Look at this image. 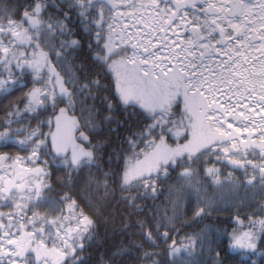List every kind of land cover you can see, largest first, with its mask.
<instances>
[{"label":"trees","instance_id":"obj_1","mask_svg":"<svg viewBox=\"0 0 264 264\" xmlns=\"http://www.w3.org/2000/svg\"><path fill=\"white\" fill-rule=\"evenodd\" d=\"M87 1L0 0V38L27 55L24 65H0L10 77L3 85L8 91L0 92V136L8 129L10 136L21 138L20 143L0 147V155L31 156L34 170L25 180L36 188L15 217L25 222L36 215L38 223L58 219L70 238L69 244L57 240L60 248L46 238L52 229L46 235L38 232L45 240L39 242L26 226L14 236L22 243L18 253L22 256L33 237L49 251L44 261L53 264H264V160L259 154L237 160L220 151L217 143L204 141V146L196 141L189 121L188 136L177 140L156 123L161 116L176 117L186 103L190 122L199 117L197 127L205 132L206 104L176 97L165 111L162 105L168 101L161 106L152 100L145 105L125 103L109 65L116 55L108 54L107 38L98 36V12L88 13ZM34 20L40 33L27 35V42L18 47V36ZM38 34L39 39L34 37ZM15 84L16 91L24 92L19 98L33 101L29 107L20 103L23 99L10 102L18 109L7 113L10 103L3 102ZM66 102L93 150L92 159L75 167L55 159L44 136L42 145L33 136L38 129L50 131L49 119ZM229 120L222 124L239 122ZM225 135L215 138L237 140L249 153L255 149L254 137L242 135V141L231 130ZM16 157L0 163V171L19 168ZM4 203L0 197V213L7 210ZM237 230L248 234L249 245L242 253L231 251ZM21 262L36 263L29 256ZM0 264L10 263L0 258Z\"/></svg>","mask_w":264,"mask_h":264},{"label":"rangeland","instance_id":"obj_2","mask_svg":"<svg viewBox=\"0 0 264 264\" xmlns=\"http://www.w3.org/2000/svg\"><path fill=\"white\" fill-rule=\"evenodd\" d=\"M88 1L91 4L86 5L85 10L93 14L98 12L96 31L98 32V36L103 35L107 38L108 43L105 42V46L108 54L112 56L116 55L109 60V65L114 77L117 78L120 90L124 93L122 94L120 92V95L125 103L145 105L148 103V100H152L155 105L161 106L165 101H168L162 105L166 109L165 111L169 110V104L173 102L171 98L176 99V97L184 98V100L188 98L191 101H196L198 105L206 104L208 105L204 110L206 112V121H203V126L206 128L205 132L204 130H199L197 127L201 123L199 117H195L194 121L190 122L192 118L186 115V103L183 104V108L181 106V111L176 117L167 119L165 116H161L157 118L156 123L166 126L165 128L171 137L177 140L180 137L188 136V131L186 132L185 130V124L189 121V125L195 126L193 132L197 142L203 144L206 141V145L217 143V148L229 156V158L241 160V158L259 154L260 158L264 160V144L259 142L264 141V105L261 106L254 100L256 93L260 92L264 95V69H261V78L256 79L254 82L253 80L246 79V90L236 91L229 79L228 82L231 83V87L224 90L223 85H221V68L217 65L221 59L215 58L210 54L211 52L209 50L212 47L210 41L203 44L194 43L191 42L189 37L181 36L185 23L176 19L172 20V14L175 11L165 10L164 1L166 0H103L107 3L105 7L98 4L101 0ZM212 17L211 15L199 17L201 23L198 25L203 35L208 38L213 35V30L211 29ZM99 22L100 24L98 25ZM33 25L30 23L29 26L31 29L27 26L21 32L17 42L15 37L10 36L12 40L18 43V47H21L22 44L27 42V35L32 37L34 34L40 33V24L34 25L35 27ZM229 27L235 33V25H230ZM162 31H165L164 34H162ZM227 31H230V29L228 28ZM10 33L15 34L12 31ZM39 35L34 37L39 39ZM0 40L2 39L0 38ZM14 44L10 40H2L0 43V65L11 67L13 63H17L18 65L20 63L22 65L25 64L27 55H24L21 49L18 50ZM223 49L235 48L228 45ZM1 57L4 59L2 60ZM240 67H243V65L240 64ZM247 68L245 66L246 77L248 73ZM0 71L2 70L0 69ZM1 73L0 92L3 89H5L3 92H6L8 89L3 88V85L4 83H9V73H4L3 71ZM138 73H142L145 78ZM227 78H229V75H227ZM17 83L19 82L16 81ZM16 84L15 86L12 85L11 97L4 100L3 105H7L10 102L16 103V100L23 99V97L19 98V93L24 95V92L16 91ZM251 85L254 86V90L248 91V87ZM64 86V84L60 83V89L62 91ZM190 90L192 93L189 94L188 91ZM62 91L60 95H62ZM224 92L226 93L224 94ZM200 96L206 98V102L203 100L198 102L197 100H199ZM216 96L227 98L229 99V103H231L229 105L221 104L220 109L226 107V110L229 112L236 108L237 112L235 116L243 117V121L239 124L230 122H226L225 124L223 122L226 128L232 131L233 137L241 139L242 141L244 140L242 135L256 138L252 142L255 149H252L250 153L249 148L243 145L240 147L237 140L230 142H228V139L222 138L219 141L216 140L215 135L218 134L221 137H225L227 133L224 127L220 128V123H222L220 119L213 112H210L211 105H213ZM195 97H197V100ZM32 101L31 98H25L20 103L26 104L29 107ZM11 103L9 108L7 106L5 107L7 113L18 109V104ZM68 104L69 102H66L63 106L67 107ZM143 108L145 109V107ZM50 124L49 119L48 125L50 126ZM210 126L215 129V134L214 132L212 134L213 129ZM4 131L8 133L4 136V140L0 138L1 147H5L9 141H20L21 138L10 136L8 129ZM49 132L38 129L33 135L35 139L38 138V142L42 145V137L47 138ZM206 133H209V135ZM30 137L31 135L28 136V140ZM185 142L186 140L183 143ZM247 144L249 145V143ZM203 145L205 146V144ZM41 147L43 148V146ZM167 154L171 155L172 153L169 154L167 152ZM15 157L2 154L0 155V163L7 164L12 162ZM3 176L4 174H0V197L4 199L5 203L3 207H7V210L0 213V258L10 264H20L22 256L12 245L16 243L14 236L17 230L24 231L26 226L29 228L28 232L32 235L35 233L34 235L37 237H39L37 235L38 232L46 235L47 229H52V232L46 235V238L52 243L55 242L52 236L56 240H59V238L67 240L60 231L63 226L58 219L50 218L51 222L41 221V223H38V217H35L36 215L29 217L25 222L15 217V213L21 203L31 200V198L23 192H17L14 184ZM244 234L247 233L242 230H237L233 243L235 244ZM38 241L44 242L45 240L39 237ZM245 243L247 247L249 245L248 237ZM50 250L54 251L52 248ZM20 256L21 259H19ZM35 264L49 263L39 261Z\"/></svg>","mask_w":264,"mask_h":264},{"label":"flooded vegetation","instance_id":"obj_3","mask_svg":"<svg viewBox=\"0 0 264 264\" xmlns=\"http://www.w3.org/2000/svg\"><path fill=\"white\" fill-rule=\"evenodd\" d=\"M164 5L165 10L172 9L175 11L172 14V20L176 19L185 23L182 36L189 37L194 43L203 44L210 41L212 45L209 50L210 54L221 59L217 65L221 68V85H223L224 90L231 87L232 83L236 91H244L247 89L246 79L254 82L261 78L260 72L261 69H264V0H166ZM209 11L213 12L211 15L213 16L211 21L213 35L206 38L198 24L201 23L199 17L208 16ZM33 23L37 25L35 20ZM230 25H235V33L229 27ZM228 28L230 31H227ZM164 32L162 31V34ZM193 36L199 39H195ZM228 45L235 49H223ZM240 64L243 67H240ZM245 66L248 67L247 77ZM228 79L231 83L228 82ZM252 85L248 87V91L254 90ZM254 100L259 105H264V95L260 92L255 94ZM221 104L229 105L231 103L227 98L216 96L212 108L216 117L220 121L235 119L236 109L230 110L228 113L225 111L226 107L220 109ZM30 158L31 156L28 155L25 162L13 173L11 172L8 180L14 184L17 192H23L25 195L33 197V191L36 189L33 188L35 183L25 180V176L34 170ZM57 245L63 248L60 243ZM20 246H22L20 242L12 245L15 248ZM48 252V250L41 248L36 239L32 237L23 251L22 259L29 256L34 258L36 262L53 264V261L49 259L44 261L49 256ZM42 256L43 259L41 260Z\"/></svg>","mask_w":264,"mask_h":264},{"label":"water","instance_id":"obj_4","mask_svg":"<svg viewBox=\"0 0 264 264\" xmlns=\"http://www.w3.org/2000/svg\"><path fill=\"white\" fill-rule=\"evenodd\" d=\"M52 131L48 143L53 155L58 159H69L71 166L93 156L89 136L82 130L78 117L70 115L65 107H61L52 118ZM6 135V132L4 133ZM244 234L231 248L233 253L243 252L246 248Z\"/></svg>","mask_w":264,"mask_h":264}]
</instances>
